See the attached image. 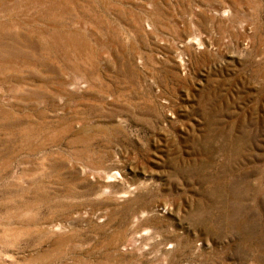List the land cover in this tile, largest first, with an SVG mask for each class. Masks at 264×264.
Here are the masks:
<instances>
[{"label": "rangeland", "instance_id": "rangeland-1", "mask_svg": "<svg viewBox=\"0 0 264 264\" xmlns=\"http://www.w3.org/2000/svg\"><path fill=\"white\" fill-rule=\"evenodd\" d=\"M0 264H264V0H0Z\"/></svg>", "mask_w": 264, "mask_h": 264}, {"label": "bare ground", "instance_id": "bare-ground-1", "mask_svg": "<svg viewBox=\"0 0 264 264\" xmlns=\"http://www.w3.org/2000/svg\"><path fill=\"white\" fill-rule=\"evenodd\" d=\"M242 2H243V1H242ZM242 2H241V3H242ZM237 4H238V3H237ZM230 5H231V4H230ZM228 9H229V8H228ZM230 10H231V7H230ZM230 10H229V11H230ZM234 10H235V9H234ZM218 11H219V10H218ZM221 11H222V10H221ZM225 11H226V10H225ZM225 11H224V12H225ZM227 11H228V10H227ZM231 11H232V10H231ZM234 12H235V11H234ZM230 13H231V12H230ZM230 13H229V14H230ZM223 14H224V13H223ZM233 14H234V13H233ZM233 14H232V15H233ZM234 15H235V14H234ZM218 16H219V15H218Z\"/></svg>", "mask_w": 264, "mask_h": 264}]
</instances>
